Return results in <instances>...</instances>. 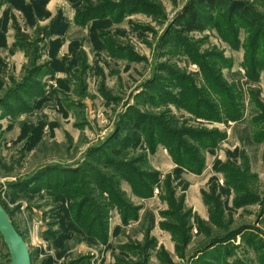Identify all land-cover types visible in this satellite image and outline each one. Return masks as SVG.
<instances>
[{
  "label": "rangeland",
  "instance_id": "374dc122",
  "mask_svg": "<svg viewBox=\"0 0 264 264\" xmlns=\"http://www.w3.org/2000/svg\"><path fill=\"white\" fill-rule=\"evenodd\" d=\"M233 1L0 0V203L32 264H264V0Z\"/></svg>",
  "mask_w": 264,
  "mask_h": 264
},
{
  "label": "water",
  "instance_id": "95a60500",
  "mask_svg": "<svg viewBox=\"0 0 264 264\" xmlns=\"http://www.w3.org/2000/svg\"><path fill=\"white\" fill-rule=\"evenodd\" d=\"M0 236L8 250L11 264H32L28 245L16 230L10 216L1 203Z\"/></svg>",
  "mask_w": 264,
  "mask_h": 264
},
{
  "label": "trees",
  "instance_id": "16d2710c",
  "mask_svg": "<svg viewBox=\"0 0 264 264\" xmlns=\"http://www.w3.org/2000/svg\"><path fill=\"white\" fill-rule=\"evenodd\" d=\"M198 2L200 3H205V4H208L210 6H213L215 4V2L217 0H197ZM193 5H194V2H192ZM192 7V4L188 5L184 11V15L185 14H190V19H193V21H190L188 23H191V28L190 29H198V25H196L198 23V19L197 17L195 16V14L193 13V10L191 9ZM246 10L244 11L243 13H247L248 10L250 8H248L246 6V4H244L242 1L240 0H234L233 1V4H232V7H231V10L232 11H242V10ZM146 123H147V119H143V120H139L137 121L136 120V123L135 124H131L130 125V129L129 131L132 132L131 134H129L126 138H125V144L123 143V139H121L122 137L120 135H114L112 137V142L116 141L120 146L123 145V146H127V145H133L134 147L137 146V144L140 142V136L137 134V131H141L143 132L142 130L145 128L146 126ZM143 135V134H142ZM116 153H119L118 151H116ZM135 173H133L132 175V179L135 178L134 176ZM146 189H147V186H146Z\"/></svg>",
  "mask_w": 264,
  "mask_h": 264
}]
</instances>
